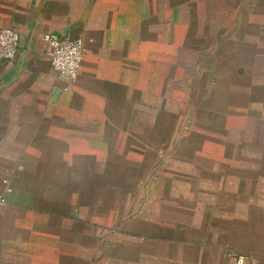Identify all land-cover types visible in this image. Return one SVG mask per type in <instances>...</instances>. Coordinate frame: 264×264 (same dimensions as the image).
Returning a JSON list of instances; mask_svg holds the SVG:
<instances>
[{
  "label": "crops",
  "instance_id": "crops-1",
  "mask_svg": "<svg viewBox=\"0 0 264 264\" xmlns=\"http://www.w3.org/2000/svg\"><path fill=\"white\" fill-rule=\"evenodd\" d=\"M5 28L0 264H264V0H0ZM46 35L83 40L75 84Z\"/></svg>",
  "mask_w": 264,
  "mask_h": 264
},
{
  "label": "built area",
  "instance_id": "built-area-1",
  "mask_svg": "<svg viewBox=\"0 0 264 264\" xmlns=\"http://www.w3.org/2000/svg\"><path fill=\"white\" fill-rule=\"evenodd\" d=\"M45 41L49 47L50 65L60 76L66 77L71 84H75L79 78L80 69L85 57V44L82 39L46 35ZM20 45L19 34L10 28L0 30V60L13 63L17 57ZM7 193L12 188L7 180ZM6 199L0 196V204H5ZM236 264H246L247 257L243 255L234 256Z\"/></svg>",
  "mask_w": 264,
  "mask_h": 264
},
{
  "label": "rangeland",
  "instance_id": "rangeland-1",
  "mask_svg": "<svg viewBox=\"0 0 264 264\" xmlns=\"http://www.w3.org/2000/svg\"><path fill=\"white\" fill-rule=\"evenodd\" d=\"M193 107V105H187V111H188V113H187V111H186V115L188 116V120H187V123H186V127L188 128V129H192V128H194V126H195V122L193 121V119H189V118H191V117H189L190 115V113H191V108ZM192 139V138H191ZM189 140V139H188ZM194 140H196V139H194ZM194 140H193V142H194ZM191 143V142H190ZM195 143V142H194ZM193 143V144H194ZM180 144V142H179V140L178 139H175V140H172V142H170V145H173V146H178ZM191 149H193V148H191ZM191 149H189V150H191ZM160 156H159V158L161 159V160H164V161H171V160H173V159H175V155H176V149H171V151L170 152H167V153H164V154H159ZM188 155L190 156V153H188ZM191 155H193V154H191ZM175 161H173V163H174ZM159 171H161V170H159V168H156L155 170H154V176H152L154 179L156 178H158V173H159ZM183 172H187L186 174L187 175H189V176H192L193 175V172H194V169L193 168H190V170H182ZM192 174V175H191ZM145 185V184H144ZM142 186V185H141ZM129 219H125L124 220V222H126V221H128ZM92 257H93V260H94V257H100L99 256V251H98V253L94 256V255H92Z\"/></svg>",
  "mask_w": 264,
  "mask_h": 264
}]
</instances>
